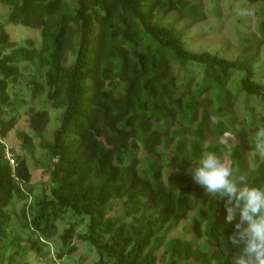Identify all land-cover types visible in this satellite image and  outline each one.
<instances>
[{"label": "trees", "instance_id": "1", "mask_svg": "<svg viewBox=\"0 0 264 264\" xmlns=\"http://www.w3.org/2000/svg\"><path fill=\"white\" fill-rule=\"evenodd\" d=\"M200 1L75 0L71 8L65 0H0L10 6L0 21V264H29L28 254H49L56 236L55 259L74 254L75 225L59 232L57 224L68 214L86 221L77 238L95 252L94 264H225L238 255L226 244L231 225L224 223L223 201L194 184L189 168L214 147L221 162L226 154L233 178L264 187V161L256 156L250 173L241 149L228 138L222 142L226 134L245 137L233 124L237 95L264 103V84L254 78L264 21L259 38L244 39L234 59L194 52L185 41L206 19ZM7 24L37 30L40 46L10 42ZM25 63L32 65L27 75ZM191 71L200 81L193 82ZM235 73L241 76L234 91L228 84ZM20 78H28L31 101L45 96L59 112L51 140L45 106L29 108L24 127L18 126L21 116L6 118L10 87ZM248 112L252 131L264 128V116L257 121ZM12 132L17 143L9 140ZM210 137L216 144L205 146ZM37 139L47 158L39 166L44 189L20 214L13 212L17 225L11 224L13 198L33 193L27 159ZM250 142L255 149L256 138ZM115 202L122 216L108 214ZM194 210L191 232L208 246L161 240ZM155 241V248L165 246L164 255H151Z\"/></svg>", "mask_w": 264, "mask_h": 264}, {"label": "rangeland", "instance_id": "2", "mask_svg": "<svg viewBox=\"0 0 264 264\" xmlns=\"http://www.w3.org/2000/svg\"><path fill=\"white\" fill-rule=\"evenodd\" d=\"M70 7L75 6V0H65ZM201 11L206 14V19L202 22L196 23L191 27L186 33V46L194 52L207 51L220 55L221 57L227 59H234L237 57L242 50V42L244 39L253 38L258 39L260 34L258 31L259 23L264 21V15L259 17L256 15L257 10L264 9V1L258 0L254 3L249 2L248 0H201ZM10 11V6L0 2V21L3 22L7 19ZM187 21H182L179 25L185 24ZM6 32L9 34L10 42L14 43L17 46L25 44L26 40H32L36 47H39L41 44L40 34L37 30H33L22 25H13L7 24L5 27ZM21 68L24 70L26 75L29 73L32 65L30 64H21ZM254 78L257 82L264 84V45L259 51L258 61L254 65ZM193 82L196 83L200 81V75L192 73ZM184 72H180V79H183ZM241 76L239 73H235L230 83L229 87H232L233 90H236L234 86L237 83V80ZM28 78H20L17 84H12L10 87L11 100L13 102L12 108L9 109L7 114V119L11 116H21L18 126L24 127V114L29 110V108L38 109L42 106H45L47 110L50 111V123L48 124L45 137L47 140H51L53 137V131L58 127V122L56 121L59 114L58 111L53 110L49 102L43 101V98L31 101V96L29 90L26 88ZM205 96V95H204ZM207 96V95H206ZM211 97V95H210ZM201 98H204L203 96ZM214 103V107H216ZM224 105H226L224 100ZM211 108L208 111L211 112ZM251 110L255 118L258 119L261 116H264V103H262L256 97H247L244 93L237 95V98L234 102V121L233 124L237 129H243L245 132V137H237L234 135L226 134L223 141L226 143L229 139V144L234 147L241 149L244 154L246 165L249 168L250 173L253 172V169L256 166L255 157H259L264 161V155H261L253 149L252 143L250 140L255 138V133L257 129L252 131L255 124L251 119V115L248 112ZM262 114V115H260ZM213 121L216 120L212 116ZM226 138H228L226 140ZM9 140L17 143L15 134L12 132L9 135ZM221 142V143H222ZM36 148L32 155L28 156L27 162L29 168L32 172L31 184L27 188H32L33 193L29 192L27 198L19 200L16 197L13 198L11 204L8 207V211L12 213L11 224L14 223L17 225V219L13 212L20 214V211L27 206L30 202L33 201L34 196L40 194L42 189H44V184H41V173L42 168L41 164L47 161L45 157V151L39 146L40 140H35ZM216 142L210 139L206 142L205 146L214 145ZM217 148H212L211 151L207 153H216ZM168 156H172L170 151H167ZM143 152L139 153V156H144ZM224 160H222L224 165L226 161V154L223 155ZM169 173L174 174V170H168ZM35 182V183H34ZM121 202H115L112 204L113 211L109 212L110 216L119 215L122 216L121 212L116 210ZM196 210L192 211L188 215V219H180L167 229L166 233L162 235L161 240L167 242L170 239L180 238L186 240H192L196 245H206L208 242L205 239L197 240L192 231V222L191 218L195 215ZM130 219L128 218L127 221ZM58 224L59 232L62 229L68 227L71 224L75 225V239L73 244L76 246V252L71 255L64 256L61 260L55 259V255L60 251V242L56 236V241L50 244L49 254H38L35 251H31L28 254L27 261L29 264H94L97 260V256L93 250H90L86 242H82L77 236L85 233L86 230V221L78 220L69 214L66 215L64 221H60ZM154 246V247H153ZM151 249V255L154 257L164 255L165 246L159 245L157 248L156 241L153 244ZM149 256V257H152ZM23 264V263H22ZM180 264H193V262H181Z\"/></svg>", "mask_w": 264, "mask_h": 264}, {"label": "clouds", "instance_id": "3", "mask_svg": "<svg viewBox=\"0 0 264 264\" xmlns=\"http://www.w3.org/2000/svg\"><path fill=\"white\" fill-rule=\"evenodd\" d=\"M255 138L256 151L264 155V128L257 129ZM189 173L194 184L223 201L224 223L231 225L226 244L238 252L225 264H264V187L233 178L210 152L191 162Z\"/></svg>", "mask_w": 264, "mask_h": 264}, {"label": "built area", "instance_id": "4", "mask_svg": "<svg viewBox=\"0 0 264 264\" xmlns=\"http://www.w3.org/2000/svg\"><path fill=\"white\" fill-rule=\"evenodd\" d=\"M9 161H10L11 165H13V164H14L12 159H10Z\"/></svg>", "mask_w": 264, "mask_h": 264}]
</instances>
